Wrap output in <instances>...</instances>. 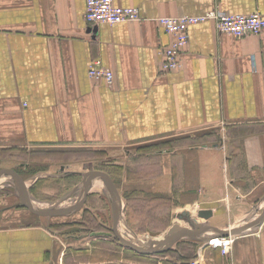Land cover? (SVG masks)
Returning a JSON list of instances; mask_svg holds the SVG:
<instances>
[{
	"label": "crops",
	"instance_id": "crops-1",
	"mask_svg": "<svg viewBox=\"0 0 264 264\" xmlns=\"http://www.w3.org/2000/svg\"><path fill=\"white\" fill-rule=\"evenodd\" d=\"M113 1L138 9L141 21L88 26L84 0H0V172L23 181L20 149H97L122 169L135 165L123 176V201L108 177L119 213L128 196L165 197L176 209L212 211L207 222L219 232L254 222L245 218L264 196V34L235 39L211 22L192 26L179 69L163 74L156 50L170 38L157 20L215 8L264 17V0ZM94 61L112 71L111 86L88 78ZM136 149L153 150L131 156ZM3 190L0 264H264V222L232 236L227 257L206 245L200 256L123 260L18 206V189ZM208 233L216 234L181 245L197 255Z\"/></svg>",
	"mask_w": 264,
	"mask_h": 264
},
{
	"label": "rangeland",
	"instance_id": "rangeland-1",
	"mask_svg": "<svg viewBox=\"0 0 264 264\" xmlns=\"http://www.w3.org/2000/svg\"><path fill=\"white\" fill-rule=\"evenodd\" d=\"M152 150L136 149L133 150L130 155H139L143 154L144 151ZM45 152L47 151L39 153L26 149L18 150V163L21 164L20 167H18V172L27 190L28 200L29 202L31 201L30 203L34 206L44 209L60 210L77 206L81 200V182L84 171H87L86 173L98 172L99 174L103 173V175L107 177L110 176L117 188L118 198L122 200L124 194L123 188H125L123 176L126 175L129 168H135V165H131V167H127V169H122L119 164L112 162L105 151L97 149L72 148L56 150L47 154H45ZM40 159H52L54 162L48 166L49 169L46 166H42L40 162L38 164L37 160ZM156 169L157 168H154L155 172H157ZM133 170L134 169H132V171L130 170L133 176L138 177V171ZM73 171L79 172L74 173ZM149 178H152V175L146 177V179ZM0 189H4L3 191L15 190V194L18 189L19 197V188L10 179H2L0 181ZM87 191V199L79 212L68 216L43 219L44 222H53L54 227H58V229L63 232L71 229L70 231H73L71 233L75 236L81 233L86 234L85 237L87 238H96L97 241L92 244L99 248L102 246L103 249L100 253L107 255L106 250L109 249V252L119 253V258L123 260H125L127 256H134L135 258L156 262L164 256H179L178 253H185L188 251H190L191 254L189 256L202 255L201 253L204 247H201L198 250V254L195 255L196 248H190L188 244L181 245L187 240H181L178 245H175L178 252L174 255L142 256L130 249L133 240L138 248L158 246L165 236L166 230L172 224H178L182 229L184 228L190 232L196 229V224L211 226L209 222H204L198 218V207L186 206L181 209H176L171 202L160 200L156 202H146L142 204V206L135 208L134 203H126L124 201L122 210L120 213L118 212L120 216V228H114L110 208L111 193L108 188L100 181H94L89 178ZM131 197L132 196H128V198ZM148 199L149 198H146V201H149ZM0 201L1 204H5V197H0ZM118 204L119 210L120 202H118ZM18 206H20L19 200ZM263 209L264 204L261 199L252 206V209H249L247 213L248 217L245 219L257 220L261 216ZM184 212L190 214L191 222H188L185 218L179 219L181 213ZM239 215L245 217L243 213ZM227 229H229V225H226L225 230ZM112 231L116 232L118 236L117 239ZM206 236L212 238L214 233L213 235L208 233ZM119 239H121L122 242H120ZM194 244L197 245L196 243Z\"/></svg>",
	"mask_w": 264,
	"mask_h": 264
},
{
	"label": "built area",
	"instance_id": "built-area-1",
	"mask_svg": "<svg viewBox=\"0 0 264 264\" xmlns=\"http://www.w3.org/2000/svg\"><path fill=\"white\" fill-rule=\"evenodd\" d=\"M85 12L83 20L88 26H113L119 23H136L141 21L138 9L119 7L113 0H84ZM211 22L215 31L235 39H244L250 36L264 34V17L259 13L250 15H234L222 12L215 8L202 16H179L176 18H160L159 27L169 36L170 42L156 50L158 67L161 73L175 71L180 67V60L185 47L189 42L188 30L190 27ZM87 76L94 82L109 87L113 83L114 75L111 70L103 67L99 61L90 64ZM207 244L219 250L221 256L227 257L232 246V236L221 237L214 234L207 239ZM192 264H197L196 262Z\"/></svg>",
	"mask_w": 264,
	"mask_h": 264
},
{
	"label": "water",
	"instance_id": "water-1",
	"mask_svg": "<svg viewBox=\"0 0 264 264\" xmlns=\"http://www.w3.org/2000/svg\"><path fill=\"white\" fill-rule=\"evenodd\" d=\"M0 175H5V176L10 177L14 181V183L17 185V187L19 188V202L23 208L27 209L29 212H31L35 216L47 217V218L68 216L70 214H74V213L79 212L81 210V208L83 207V205L86 201L87 195H88V191H87L88 179L90 178L93 180H98L105 187H107L111 193L110 208H111L113 226H114V228H120V220L118 218V212H117V193H116V190L113 187L111 181L108 179L107 176H105L103 174H97V173H85V174H83L82 182H81V188H82L81 200H80L79 204L75 207H72V208H64V209H60V210L44 209V208H39V207L32 205L28 200L27 190L24 186V183L16 174H14L12 172L5 171V172H0ZM262 203L264 204V196L262 198ZM212 214L213 213L210 210H200V211H198L197 216H198V218H200L204 222H207L209 220V218H211ZM182 218H185L188 222H191V216L187 212L181 213V215L179 216V219H182ZM263 222H264V209L262 211L261 216L257 220H255L254 222H251L249 224H245L244 226H241L240 228H238L234 231H229L226 233L219 232L218 230H216V229H214L208 225H204V224H196L195 225L196 229L192 232H190L184 228L182 229V227L179 226L178 224H172L166 230V234L158 246H156V247L152 246V247H148V248H138L135 246V244H134L135 241L133 240V242L130 246V249L132 251L136 252L137 254L142 255V256L158 255V254H162L164 252L171 250V248L175 244H177L180 240H182L183 238H189V239L194 240L195 242H199V243L205 242L206 239L202 238L201 236L207 230H211L221 237H228V236H234L244 229L256 227V226L262 224ZM112 233L117 239L118 236H117L116 232L112 231ZM119 241L122 242L121 239H119Z\"/></svg>",
	"mask_w": 264,
	"mask_h": 264
},
{
	"label": "trees",
	"instance_id": "trees-1",
	"mask_svg": "<svg viewBox=\"0 0 264 264\" xmlns=\"http://www.w3.org/2000/svg\"><path fill=\"white\" fill-rule=\"evenodd\" d=\"M149 199V201H146V198H136L135 196H132L131 198H127V202H131V203H134L135 205H134V207L136 208V207H138V206H142V204H144V203H146V202H156V201H166V202H170V200L168 199V198H165V197H148ZM87 199V198H86ZM136 204H138V205H136ZM172 253H174V251H172V250H169V251H167V252H164V253H162V254H158V255H169V254H171L172 255Z\"/></svg>",
	"mask_w": 264,
	"mask_h": 264
},
{
	"label": "bare ground",
	"instance_id": "bare-ground-1",
	"mask_svg": "<svg viewBox=\"0 0 264 264\" xmlns=\"http://www.w3.org/2000/svg\"><path fill=\"white\" fill-rule=\"evenodd\" d=\"M94 181H97V180H94ZM119 205V204H118ZM135 244V246H136V243H134Z\"/></svg>",
	"mask_w": 264,
	"mask_h": 264
}]
</instances>
